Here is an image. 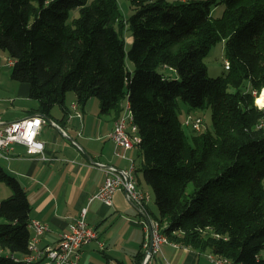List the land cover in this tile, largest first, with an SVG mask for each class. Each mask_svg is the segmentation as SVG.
<instances>
[{"label": "trees", "instance_id": "trees-1", "mask_svg": "<svg viewBox=\"0 0 264 264\" xmlns=\"http://www.w3.org/2000/svg\"><path fill=\"white\" fill-rule=\"evenodd\" d=\"M225 1L214 20L218 0H130L125 20L118 0H0V52L48 117L65 109L69 92L81 107L97 98L102 114L123 112L127 100L162 234L230 264H264V107L255 103L264 88V0ZM219 42L230 68L210 78L204 59ZM179 101L210 107L213 130L188 135ZM0 183L12 190L0 202V264H23L12 256L29 252L31 205L1 164Z\"/></svg>", "mask_w": 264, "mask_h": 264}, {"label": "crops", "instance_id": "crops-1", "mask_svg": "<svg viewBox=\"0 0 264 264\" xmlns=\"http://www.w3.org/2000/svg\"><path fill=\"white\" fill-rule=\"evenodd\" d=\"M29 92L30 86L21 83L17 98L12 101L14 110L0 104V121L9 123L42 115L39 102ZM93 100L85 107L77 106V111L72 108L77 104L76 95L67 96L65 109L54 106L49 118L59 127L47 120L38 135V140L45 143V159L40 154H28L26 146L16 144L7 152V158L0 157V164L24 187L31 219L49 225L40 245L56 243L87 207V221L97 231L98 239L83 248L79 264H134L135 255L144 252L149 238L148 229L141 223L144 215L123 192L115 194L112 206L98 199L90 202V198L105 182L106 167L127 169L133 159L136 173L137 160L141 158L142 165L144 160L139 147L126 151L128 158L115 154V143L109 134L123 112L102 114L100 104ZM139 186L148 192L146 186ZM147 209L153 219L154 210L149 203ZM31 234L34 236L33 229ZM207 255L170 242L163 245L158 260L161 264H210Z\"/></svg>", "mask_w": 264, "mask_h": 264}, {"label": "built area", "instance_id": "built-area-1", "mask_svg": "<svg viewBox=\"0 0 264 264\" xmlns=\"http://www.w3.org/2000/svg\"><path fill=\"white\" fill-rule=\"evenodd\" d=\"M9 65L13 66L14 61L11 60ZM229 68V65L226 64V69ZM77 106V104H74L72 108L77 111ZM122 108L123 114L116 121L109 136L115 143V154L118 157L128 158L126 151L134 149V146L133 139L125 138V102L122 103ZM77 114L80 116V113ZM188 118H195L193 128L196 131L202 130L201 127L204 121L201 117L189 116ZM45 123H47V120L41 115L9 123L0 121V156L7 158V152L13 145L22 144L26 146L28 154H40L45 159V143L38 140L40 130ZM51 124L58 126L54 121ZM186 125L187 118L184 121V126ZM62 131L65 135L67 134L63 129ZM121 149H124L125 152L120 151ZM129 168H136L133 159H130V166L127 169L106 167L105 182L98 192L90 198V202L98 199L106 205L112 206L115 194L123 192L127 200L137 206L138 193L134 192V185H129ZM148 200L150 199L148 198ZM138 208L141 212V208ZM87 214L88 208L85 207L81 210L80 216L75 219V222L69 225V230L59 236L56 243L46 245H40V242L41 236L50 230L49 225L46 222L35 219L33 225L34 236L30 238L32 240V249H34V257L20 258V262H29V264H79L82 254H76V246H83L84 248L90 242L98 239L97 231L87 221ZM141 223L149 231V238L144 244L145 250L142 264H161L158 257L162 255V247L165 243L158 234L150 232V225L147 223L146 217L142 219ZM150 235L152 236V252L148 251ZM100 245L103 246V243H100ZM208 259L210 264H220L213 261L212 256H208Z\"/></svg>", "mask_w": 264, "mask_h": 264}, {"label": "rangeland", "instance_id": "rangeland-1", "mask_svg": "<svg viewBox=\"0 0 264 264\" xmlns=\"http://www.w3.org/2000/svg\"><path fill=\"white\" fill-rule=\"evenodd\" d=\"M170 2H178L179 0H168ZM187 2L191 1H207V0H186ZM120 12L122 15V18L125 20H128L129 17L134 13V8L130 2V0H118ZM226 7V1L225 0H218L216 5L213 6L212 11V18L215 20L217 18H220L223 14V11ZM79 17V10H72L71 11V19L72 21L74 18ZM132 31L129 28V26L126 27L124 31L123 37L126 41V49L129 50L132 43ZM11 57L7 52H0V104L3 106V108H11L13 106V100H16L17 98V90L18 87H20L22 82L16 81L12 77L13 72V66L9 65V62L11 61ZM227 60L226 54H225V43L219 42L218 44L214 45L208 54V56L204 59V62L208 69V76L210 78H217L225 73V61ZM128 68L130 70L134 69V65L131 61H127ZM230 92L234 91L233 88L229 89ZM264 88L262 89L260 95L262 94ZM72 95H75L74 92L68 93V98ZM259 95V96H260ZM258 96V97H259ZM93 101H96V103H99V100L97 98H93ZM255 103L260 107L263 108L261 105L258 104L257 98L255 100ZM14 107H12V110ZM178 116L180 119L184 120L189 115L193 117H201L204 121L201 129L202 130H213V122H212V111L210 107H204V108H194L191 107L189 104L179 101L178 102ZM186 133L188 135H191L193 132V128L185 127L184 128ZM194 134V133H193ZM137 172L136 174V181L138 187L141 189L139 185H144L148 188V193L150 194V200L149 205L153 208L154 214H152L153 219L155 220L157 216H159V209L156 204V198L155 193L153 189L146 183L145 179L143 178V167L141 163V158L137 160ZM139 182V184H138ZM12 190L11 188L6 185L5 183H0V202L4 199H7L9 196H11ZM4 219L0 218V223H4ZM176 243V242H175ZM179 244V243H178Z\"/></svg>", "mask_w": 264, "mask_h": 264}, {"label": "bare ground", "instance_id": "bare-ground-1", "mask_svg": "<svg viewBox=\"0 0 264 264\" xmlns=\"http://www.w3.org/2000/svg\"><path fill=\"white\" fill-rule=\"evenodd\" d=\"M183 1H185V0H183ZM226 64H228L230 67L229 61L226 60L225 61V69H226ZM257 102L259 105L264 107V90H263L262 94L259 97H257ZM189 116H191V115H189ZM188 117H187V125L185 127L191 126L193 128V125H195V118H188ZM124 119L126 121L125 138L126 139H133L134 148L139 147V144L141 142V138L138 134V127L134 122L131 105L129 104V102L127 100L125 102ZM193 131H196V129L193 128ZM0 157H2V156H0ZM135 171H136V168H129V185H134V192L138 193L137 206L141 208V212L143 213L144 217H146L147 223L150 225V232L158 234L162 238V240L165 244L172 242L164 234H162L163 227L161 226L159 221H157L156 219L154 220V219L150 218L149 212L147 209V206L149 203L148 198L150 199V194L147 191L141 190L138 187L137 181L135 179ZM34 220L35 219L31 220V222H30V228L31 229H33ZM172 244L175 246L180 245V244L175 243V242H172ZM76 254H83V246H76ZM207 256H212L213 261L219 262L220 264H230V261L227 258L220 257V256H217V255L212 254V253H209ZM12 257L18 262H20V258H33L34 257V249H32V240H30V242H29V252L26 255H23L22 257H15V256H12ZM21 263L29 264V262H21Z\"/></svg>", "mask_w": 264, "mask_h": 264}, {"label": "water", "instance_id": "water-1", "mask_svg": "<svg viewBox=\"0 0 264 264\" xmlns=\"http://www.w3.org/2000/svg\"><path fill=\"white\" fill-rule=\"evenodd\" d=\"M43 118H45L46 120H48L50 123L53 122V120H51L47 115L42 114L41 115ZM148 251L152 252V236L150 235V239H149V247H148Z\"/></svg>", "mask_w": 264, "mask_h": 264}]
</instances>
